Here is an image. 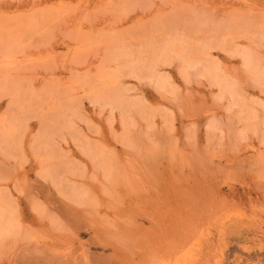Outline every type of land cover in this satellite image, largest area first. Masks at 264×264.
<instances>
[{
	"label": "rangeland",
	"instance_id": "obj_1",
	"mask_svg": "<svg viewBox=\"0 0 264 264\" xmlns=\"http://www.w3.org/2000/svg\"><path fill=\"white\" fill-rule=\"evenodd\" d=\"M188 263L264 264V0H0V264Z\"/></svg>",
	"mask_w": 264,
	"mask_h": 264
},
{
	"label": "bare ground",
	"instance_id": "obj_2",
	"mask_svg": "<svg viewBox=\"0 0 264 264\" xmlns=\"http://www.w3.org/2000/svg\"><path fill=\"white\" fill-rule=\"evenodd\" d=\"M11 47V46H10ZM13 136V135H12ZM189 264V263H188Z\"/></svg>",
	"mask_w": 264,
	"mask_h": 264
}]
</instances>
